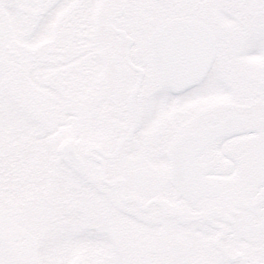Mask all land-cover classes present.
I'll use <instances>...</instances> for the list:
<instances>
[{
	"label": "snow or ice",
	"instance_id": "6c2138e0",
	"mask_svg": "<svg viewBox=\"0 0 264 264\" xmlns=\"http://www.w3.org/2000/svg\"><path fill=\"white\" fill-rule=\"evenodd\" d=\"M257 55L264 0H0V264H264Z\"/></svg>",
	"mask_w": 264,
	"mask_h": 264
},
{
	"label": "flooded vegetation",
	"instance_id": "af4514ba",
	"mask_svg": "<svg viewBox=\"0 0 264 264\" xmlns=\"http://www.w3.org/2000/svg\"><path fill=\"white\" fill-rule=\"evenodd\" d=\"M206 18L209 21V27L214 32L220 36H227L229 35L239 24L244 23L248 17H246L243 13H234L231 9H224L220 12L211 11L207 13ZM238 18V19H237ZM240 65L242 66L243 70L248 73L256 72L253 70L254 63L252 59L249 57L244 58L240 61ZM261 67H264V60L260 64ZM224 98V97H222ZM222 98L215 100L214 103L226 107L229 110L234 111H243L245 105L242 104H235L231 101H221ZM248 99V98H246ZM227 100V99H226ZM240 141V145L243 146L245 144V138ZM207 164L213 168H223L227 166L228 162H220L214 156H209L206 160Z\"/></svg>",
	"mask_w": 264,
	"mask_h": 264
},
{
	"label": "rangeland",
	"instance_id": "374dc122",
	"mask_svg": "<svg viewBox=\"0 0 264 264\" xmlns=\"http://www.w3.org/2000/svg\"><path fill=\"white\" fill-rule=\"evenodd\" d=\"M249 58H251L252 62L254 63V65L252 67L253 70H255V71L259 70L261 68L260 64L264 60V56H258L257 55V56H250ZM246 98H248V96H247V93L245 92V93H242L240 97H234V98H231V99H229L228 97H224V98L221 99V101H231V102H234L235 104H242V103H240V100H244ZM242 140L243 139L241 138L240 141H242Z\"/></svg>",
	"mask_w": 264,
	"mask_h": 264
}]
</instances>
